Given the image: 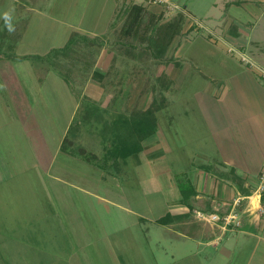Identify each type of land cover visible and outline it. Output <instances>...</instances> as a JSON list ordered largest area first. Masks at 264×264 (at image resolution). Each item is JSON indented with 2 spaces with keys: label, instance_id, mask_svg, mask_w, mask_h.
<instances>
[{
  "label": "rangeland",
  "instance_id": "rangeland-1",
  "mask_svg": "<svg viewBox=\"0 0 264 264\" xmlns=\"http://www.w3.org/2000/svg\"><path fill=\"white\" fill-rule=\"evenodd\" d=\"M137 2L76 0L70 13H45L60 17L52 25L39 12L0 0V14L12 10L14 15L12 32L0 16V264H110L105 242L118 233L109 234L120 222L109 218L93 193L121 181L113 172L122 160L105 159L111 141L101 135L104 125L95 118L130 116L162 97L166 103L157 119L168 123L173 115L184 122L179 107L192 103L198 77L221 69L217 61L211 67V56L218 51L206 41L209 31L198 21L195 31L181 21L165 53L154 57L147 44L158 35L151 27L165 31L179 13L165 2L159 11L144 6L139 23L125 33L130 7L142 4ZM69 31L95 41L79 38L69 56L46 57L66 43ZM186 69L190 82L177 85L181 75L172 79L171 71ZM158 74L169 77V91L152 89L160 87ZM88 106L98 107L100 114L86 119ZM64 136L66 147L80 154L61 149ZM86 157L93 158L91 163ZM131 168L123 179L132 187L128 202L134 205L140 195ZM148 255L130 251L120 257L123 264H149Z\"/></svg>",
  "mask_w": 264,
  "mask_h": 264
},
{
  "label": "crops",
  "instance_id": "crops-1",
  "mask_svg": "<svg viewBox=\"0 0 264 264\" xmlns=\"http://www.w3.org/2000/svg\"><path fill=\"white\" fill-rule=\"evenodd\" d=\"M8 1L45 17L70 13L76 3ZM137 3L152 11L164 8L153 0ZM167 3L185 15V29L195 31V21L205 25L206 41L218 51L211 56V67L217 61L221 69L198 77L192 103L179 107L184 122L173 115L168 123L157 119L140 150L117 165L113 175L121 181L106 183L103 193H93L109 218L120 222L109 232L118 233L105 242L106 261L123 264L120 255L135 251L149 254V264H264V214L259 211L264 191L257 193L264 171V0ZM48 18L52 25L60 20L55 15ZM72 31L65 34L69 33L67 39ZM228 65L230 69L223 70ZM178 75L180 85L188 70L170 73L172 79ZM130 166L140 195L134 205L128 202L132 187L123 179ZM198 211L221 219H201ZM232 212L236 220L225 224L223 217Z\"/></svg>",
  "mask_w": 264,
  "mask_h": 264
},
{
  "label": "trees",
  "instance_id": "trees-1",
  "mask_svg": "<svg viewBox=\"0 0 264 264\" xmlns=\"http://www.w3.org/2000/svg\"><path fill=\"white\" fill-rule=\"evenodd\" d=\"M143 11L142 5H136L133 4L128 13V19H126V24L122 26V31L125 33L131 32V29H133L134 25L139 23L141 20V12ZM179 16L174 19L173 21L169 22L166 26V30L162 31V29L157 30L155 26H152L151 29H155L154 34L158 35L157 37L155 35L150 36L148 39V48L150 51H152V55L156 58H160L166 51V48L170 44V40L180 32L181 29V21L185 22V15L182 12H178ZM180 21V22H179ZM85 39V40H91L95 41V38H89L86 35L77 34L76 32H72L66 41V43L59 48H54L50 53H47L49 55L54 54V57L58 56H69V52L72 51L73 45L77 43V39ZM74 50V49H73ZM73 52V51H72ZM18 59H26L29 56H16ZM34 58L42 59L45 56L43 55H34ZM157 80L159 81L160 87L154 86L152 89L154 91L158 92H164L169 88L170 81L169 77L167 79V76L163 75H156ZM164 97V96H163ZM162 98L161 97V103L160 100L157 98H153L151 101V106L147 107L143 111H133L130 116H124V115H118L115 118L111 120H103L100 119L101 116H98V118H95L97 121H99V124L103 123L102 127V133L101 135L105 138H110L111 145L109 148L106 149L105 152V159L113 158H121L125 159L129 155L137 152L140 150V142L143 138L151 135L155 129H156V120L157 115L156 112L158 110H161L165 106V101L162 104ZM96 106H88L86 109V119H90V116L94 115L96 113ZM96 114H100V112L97 111ZM103 120V121H102ZM98 123V122H97ZM105 128V129H104ZM104 130V131H103ZM70 134L73 131V129L67 130ZM110 135V136H108ZM68 140L66 136H64L61 144V149L66 150L72 154H80L81 152H73L71 149L67 148L65 145V142ZM69 149V150H68ZM90 157V156H89ZM86 157V160L90 162L93 160V158ZM93 157V155H92ZM91 163V162H90ZM98 164V163H97ZM100 165V164H99ZM161 220V219H160Z\"/></svg>",
  "mask_w": 264,
  "mask_h": 264
},
{
  "label": "built area",
  "instance_id": "built-area-1",
  "mask_svg": "<svg viewBox=\"0 0 264 264\" xmlns=\"http://www.w3.org/2000/svg\"><path fill=\"white\" fill-rule=\"evenodd\" d=\"M155 2H165L167 3V0H153ZM264 77V75H263ZM264 191V171L260 174L259 177V183H258V188H257V193H259V195ZM259 211L260 213L264 214V206H260L259 207ZM197 216L201 219L207 220V221H217L220 218V216L216 213H203L198 211L197 212ZM236 216L237 213L236 212H232L230 214H227L226 216L223 217V221L225 222V224H229L231 223L233 220H236ZM237 222V221H235ZM238 223V222H237Z\"/></svg>",
  "mask_w": 264,
  "mask_h": 264
},
{
  "label": "clouds",
  "instance_id": "clouds-1",
  "mask_svg": "<svg viewBox=\"0 0 264 264\" xmlns=\"http://www.w3.org/2000/svg\"><path fill=\"white\" fill-rule=\"evenodd\" d=\"M0 16H2V19L4 21V24L7 28V30L9 32L14 31V25H13V20H14V15H13V11L9 10V11H4L2 14H0Z\"/></svg>",
  "mask_w": 264,
  "mask_h": 264
}]
</instances>
